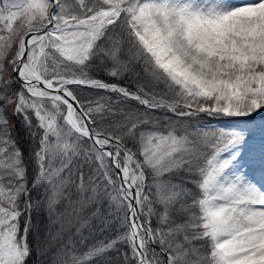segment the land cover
I'll list each match as a JSON object with an SVG mask.
<instances>
[{
	"label": "snow or ice",
	"instance_id": "6c2138e0",
	"mask_svg": "<svg viewBox=\"0 0 264 264\" xmlns=\"http://www.w3.org/2000/svg\"><path fill=\"white\" fill-rule=\"evenodd\" d=\"M0 264H264V0H0Z\"/></svg>",
	"mask_w": 264,
	"mask_h": 264
},
{
	"label": "trees",
	"instance_id": "16d2710c",
	"mask_svg": "<svg viewBox=\"0 0 264 264\" xmlns=\"http://www.w3.org/2000/svg\"><path fill=\"white\" fill-rule=\"evenodd\" d=\"M158 114V113H157ZM13 135H16V131H15V129L13 130ZM20 135H21V137L23 138V140H27L28 139V137H27V135H26V131H22L21 133H20ZM28 145L27 144H25V147H27ZM37 259L39 260V259H42L41 257H37Z\"/></svg>",
	"mask_w": 264,
	"mask_h": 264
},
{
	"label": "rangeland",
	"instance_id": "374dc122",
	"mask_svg": "<svg viewBox=\"0 0 264 264\" xmlns=\"http://www.w3.org/2000/svg\"><path fill=\"white\" fill-rule=\"evenodd\" d=\"M257 179H259L260 177H259V175H257V177H256Z\"/></svg>",
	"mask_w": 264,
	"mask_h": 264
}]
</instances>
